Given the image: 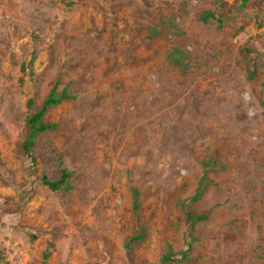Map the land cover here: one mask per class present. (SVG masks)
Instances as JSON below:
<instances>
[{
    "label": "rangeland",
    "instance_id": "rangeland-1",
    "mask_svg": "<svg viewBox=\"0 0 264 264\" xmlns=\"http://www.w3.org/2000/svg\"><path fill=\"white\" fill-rule=\"evenodd\" d=\"M204 165L177 264H264V0H0V264H159Z\"/></svg>",
    "mask_w": 264,
    "mask_h": 264
},
{
    "label": "trees",
    "instance_id": "trees-1",
    "mask_svg": "<svg viewBox=\"0 0 264 264\" xmlns=\"http://www.w3.org/2000/svg\"><path fill=\"white\" fill-rule=\"evenodd\" d=\"M248 1V0H243ZM203 21H211L216 20L218 22L221 21L219 17L212 12L206 13L202 17ZM251 62V61H250ZM253 64V63H251ZM253 65H251L252 67ZM250 77L254 78L256 75L255 65L252 70L249 72ZM60 98H56L54 96L53 91L47 96V98L43 101L42 105L39 109H34L33 102L28 100L26 103L27 110L29 111L25 121V137L21 144V153L23 158L30 162L31 165L35 162L34 149L37 143L38 137L52 128V125L45 121V113L46 111L60 102ZM204 172L201 178L198 181L197 188L192 197L183 199L180 202V209L183 215V224H184V232H183V248L179 251H176L175 248L171 245H168L166 249L163 251L160 263L159 264H177L183 262L190 261V253L192 251L193 244L196 241L195 237V228L198 223L206 220V216L200 214L195 209V203L200 201L204 194L206 193L209 182L207 178V170L208 165H204ZM60 177L57 180H49L46 176H43L41 179V183L46 186L51 191H66L69 187V178L71 173L65 169L60 170ZM132 208L134 212L138 210V191L133 190L132 192ZM144 230L141 229L138 234L131 237V239L125 244V248L128 253L132 254L134 244L139 242L144 236Z\"/></svg>",
    "mask_w": 264,
    "mask_h": 264
}]
</instances>
